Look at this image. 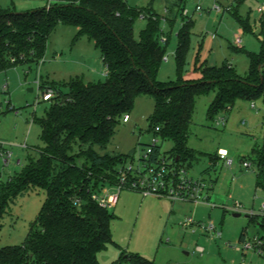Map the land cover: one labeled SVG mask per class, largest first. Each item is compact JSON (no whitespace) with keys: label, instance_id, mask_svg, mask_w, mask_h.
<instances>
[{"label":"rangeland","instance_id":"rangeland-1","mask_svg":"<svg viewBox=\"0 0 264 264\" xmlns=\"http://www.w3.org/2000/svg\"><path fill=\"white\" fill-rule=\"evenodd\" d=\"M174 1L127 0L132 7L151 6L160 18L164 58L156 80L167 84L194 81L202 77L201 66L218 68L224 63L230 64L232 72L245 80L249 67L246 53L260 51L259 32L264 13H258V9L264 0H186L181 12L186 10L188 18L177 17L170 26L163 21L164 9ZM46 4L45 0H0V9L22 13L44 8ZM196 6L201 10L195 12ZM214 6L220 13L211 11ZM188 20H191L188 46L179 66L175 56L176 34ZM241 21L250 25V31H243ZM146 23V19L135 21V39H139ZM237 37L241 40L239 45L234 42ZM163 39H167L166 44ZM105 72L106 66L94 43L86 37H77L76 27L61 24L49 34L37 65L0 67V144L12 155L7 168L0 159V184L20 174L43 148L37 120L43 118L48 102L42 101L44 91L40 86L66 93L65 84L71 79L103 82ZM213 98V92L195 97L186 141L192 156L180 162L188 177L204 183L202 195L208 198L207 203L172 202L121 190L114 208L109 210L113 216L110 224L113 243L97 254L99 264H136L122 258L131 254L153 264H264V254L244 248L246 243L254 244L255 239L264 241V229L260 226L264 191L256 187L257 165L252 155V150L263 141L264 102L262 97L238 98L229 108L209 118L207 110ZM153 106L151 96H140L129 113L130 121L120 120L106 149L125 157L118 169L139 166L140 157L149 145L160 146L161 156H167L172 149L170 141L162 142L149 128ZM218 149L229 154L230 168L220 160L214 163ZM16 160L20 161L19 166L14 165ZM243 162L249 168H243ZM45 198L43 190L31 188L8 204L0 219V248L23 243ZM235 204L241 207L238 213L231 211ZM187 219L193 224L183 228L181 223ZM210 222L220 231V238L214 239L198 225ZM242 233L244 237L240 240ZM196 247H202L204 253H196Z\"/></svg>","mask_w":264,"mask_h":264},{"label":"trees","instance_id":"trees-1","mask_svg":"<svg viewBox=\"0 0 264 264\" xmlns=\"http://www.w3.org/2000/svg\"><path fill=\"white\" fill-rule=\"evenodd\" d=\"M45 1L44 8L22 13L0 9V67L37 65L49 34L61 24L76 27L77 37L94 43L108 76L98 83L71 79L65 84L66 93L40 86L55 94L43 118L37 120L43 148L20 174L0 184V219L8 204L28 189H41L46 198L23 243L0 248V264H99L97 254L113 243V216L93 202L91 194L117 181V167L125 157L106 149L120 120L129 115L138 97L151 96L154 106L149 128L162 142L172 143L168 157H162L181 166L182 160L192 156L186 141L197 95L214 93L207 110L209 118L238 98L262 97L264 102V22L261 19L260 51L246 53L249 67L245 80L224 63L218 68L201 66L199 80L167 84L156 80L164 49L160 18L152 8L132 7L126 0ZM185 1L168 5L165 21L170 26L177 17L185 19L181 12ZM140 16L147 23L135 39L133 25ZM190 27L188 20L176 34L179 66ZM241 27L250 31L245 21ZM252 155L257 165L256 187L264 191V136ZM159 156L160 146H155L151 161ZM260 226L264 229V217ZM243 237L244 233L240 240ZM122 258L153 264L135 254Z\"/></svg>","mask_w":264,"mask_h":264},{"label":"built area","instance_id":"built-area-1","mask_svg":"<svg viewBox=\"0 0 264 264\" xmlns=\"http://www.w3.org/2000/svg\"><path fill=\"white\" fill-rule=\"evenodd\" d=\"M200 10V6L195 7V12ZM211 11L220 13V9L217 6H214ZM167 12V8H165L164 13L167 14ZM258 13H264V3L258 9ZM182 16L184 18H188V12L183 10ZM140 19H143V16H140ZM163 21L165 20L163 19ZM162 41L165 42V39ZM234 42L236 45H239L241 40L237 37ZM103 76L105 78L108 76L107 67ZM54 96L55 94L52 90H45L41 99L43 102H48ZM128 121L129 115L123 116L122 122L127 123ZM156 131H158L157 128ZM155 146L156 144L147 146L146 150L140 157L139 166H122L118 169L117 181L112 185H105L100 191L93 192L91 194V200L99 207L110 210L114 206L119 192L123 189H129L142 194V196L153 195L167 198L172 202L192 201L194 203H207L208 199L202 195L205 189L204 183L188 177L184 167L175 165L171 159L162 157L161 155L155 162L151 161V155ZM23 147H25V145ZM217 155L226 167L230 168L232 166V160L228 157V153L226 151L218 150ZM11 156V153L6 150L5 145L1 143L0 159L3 167L7 168L11 164ZM14 165L19 166L20 161H14ZM242 166L246 169L249 168L250 165L243 162ZM261 208L262 211L260 214L264 217V204ZM231 211L234 213L240 212V205L235 204L231 208ZM249 214L253 215L252 213ZM192 224L193 221L191 219H187L181 223V226L183 228H187ZM198 225L201 230H204L214 239L221 237L220 231L212 222L206 225L198 223ZM244 248H252L257 250L260 255H263L264 241L261 239H255L254 244L251 245L246 243ZM195 251L200 255L204 253V249L202 247H196Z\"/></svg>","mask_w":264,"mask_h":264},{"label":"crops","instance_id":"crops-1","mask_svg":"<svg viewBox=\"0 0 264 264\" xmlns=\"http://www.w3.org/2000/svg\"><path fill=\"white\" fill-rule=\"evenodd\" d=\"M144 8V7H143ZM146 8H151V6H148V7H146ZM164 19V18H163ZM165 20V19H164ZM166 22V21H165ZM106 66V65H105ZM197 79H200V78H197ZM196 79V80H197ZM192 80V79H191ZM129 121H130V117H129ZM128 121V122H129ZM127 122V123H128ZM218 150H223V151H226V150H224V149H218ZM218 150H217V152H218ZM228 156H229V154H228ZM218 160H220L219 159V157H218V155H217V153H216V155H215V158L213 159V161H214V163H216V162H218ZM220 161H222V160H220ZM223 162V161H222ZM224 164V163H223ZM208 199V198H207ZM116 203V202H115ZM115 205V204H114ZM112 208H114V206L112 207ZM242 264H244V263H242Z\"/></svg>","mask_w":264,"mask_h":264},{"label":"water","instance_id":"water-1","mask_svg":"<svg viewBox=\"0 0 264 264\" xmlns=\"http://www.w3.org/2000/svg\"><path fill=\"white\" fill-rule=\"evenodd\" d=\"M235 217H238L239 215L238 214H234Z\"/></svg>","mask_w":264,"mask_h":264}]
</instances>
